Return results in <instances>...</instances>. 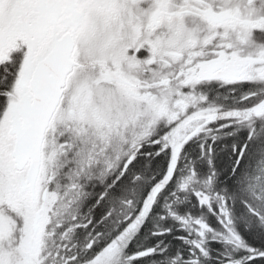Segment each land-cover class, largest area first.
I'll use <instances>...</instances> for the list:
<instances>
[{"label": "snow or ice", "instance_id": "obj_1", "mask_svg": "<svg viewBox=\"0 0 264 264\" xmlns=\"http://www.w3.org/2000/svg\"><path fill=\"white\" fill-rule=\"evenodd\" d=\"M0 264H264V0H0Z\"/></svg>", "mask_w": 264, "mask_h": 264}]
</instances>
